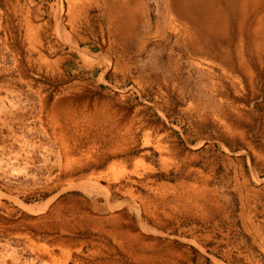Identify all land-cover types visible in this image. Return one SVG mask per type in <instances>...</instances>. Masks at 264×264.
I'll list each match as a JSON object with an SVG mask.
<instances>
[{
  "label": "rangeland",
  "instance_id": "374dc122",
  "mask_svg": "<svg viewBox=\"0 0 264 264\" xmlns=\"http://www.w3.org/2000/svg\"><path fill=\"white\" fill-rule=\"evenodd\" d=\"M0 264H264V0H0Z\"/></svg>",
  "mask_w": 264,
  "mask_h": 264
}]
</instances>
